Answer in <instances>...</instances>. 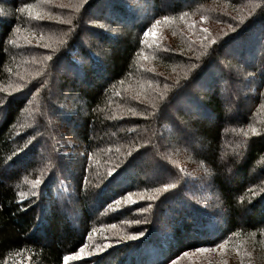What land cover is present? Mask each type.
<instances>
[{"label":"trees","instance_id":"16d2710c","mask_svg":"<svg viewBox=\"0 0 264 264\" xmlns=\"http://www.w3.org/2000/svg\"><path fill=\"white\" fill-rule=\"evenodd\" d=\"M173 260L264 264V0H0V264Z\"/></svg>","mask_w":264,"mask_h":264},{"label":"snow or ice","instance_id":"6c2138e0","mask_svg":"<svg viewBox=\"0 0 264 264\" xmlns=\"http://www.w3.org/2000/svg\"><path fill=\"white\" fill-rule=\"evenodd\" d=\"M82 2L85 3V4H87V3L89 2V0H82ZM256 6L259 7L260 5L257 4ZM37 19H43V17H42V16H37ZM164 20L167 21V20H168V17L165 16V17H164ZM68 23H71V22L69 21ZM160 23H161L160 20H156L155 24H153L151 28H149L147 31L144 32V36L147 37V36H149L150 34H151V35H155V33H154L153 30L155 29L156 25H157V24H160ZM241 24H243V21H241ZM229 27L231 28L232 26L229 25ZM203 32H204V33H207L208 30H207V29H203ZM206 39L208 40V42H209L210 44H215V43H216V42H215L214 40H212L210 37H206ZM142 43H143V41H142ZM45 47H47V45H45ZM46 59H48V60L51 61L53 58H52L51 56H48V57H46ZM54 63H59V57L56 59V61H55ZM193 67H196V65H193ZM249 75H252V73H249ZM166 87H167V86H166ZM172 99L175 100L176 97L174 96ZM169 103H171V101H166V102H165V110L167 109V106H168ZM173 121H174V123L177 124V126H179V121H177L175 118H173ZM252 131L255 132L256 130H255V129H252ZM245 135H247V133H245ZM9 159H11V158H9ZM134 159H135V158H134ZM129 162H130V161H129ZM14 164H15V160L12 161V164L6 165V168H5L4 170H6L7 168H11ZM118 169H119V170H118ZM122 169H123V168H120V165H114V166H112V167L109 169L108 173H107L108 177L111 178V179L108 180V183H111V180H112V179H115V176H116V175L119 173V171L122 170ZM41 183H42V181H40V180H36V181H35V185H39V184H41ZM175 188H176V184H165V185L163 186L164 191H167V190H169V189H175ZM154 191H155V192H160L161 189L156 188V189H154ZM39 195H40V193L37 192V191H34V192L32 193V196H33V197H37V198H38ZM131 196H132V194L129 193L128 196L124 198V199H125V203H127V202H129V201L131 200ZM150 199L154 200V199H156V197L153 196V197H151ZM115 204L119 207V205L121 204V201H120V200H116V201H115ZM151 207H152V205L149 204V205H148V208H151ZM141 211H147V209H141ZM143 222H146V221H141V220H139V219H137V220H133V221H132V223H134V224H141V223H143ZM143 235H144V232H143V231H139L138 233H136V234H134V235H131V236L129 237V239H137L138 236H143ZM107 246H108V245H105V247H107ZM216 247H218L219 249L223 250V249H224V243H221V244L217 245ZM103 250H104V248H99V249H98V251H101V252H102ZM207 250H208V249H206V248H197V249H196V251H198V252H204V251H207ZM83 251H84V248H81V249H80V252H83ZM184 255L186 256V255H188V253L185 252ZM68 259H69V257H67V256L64 257V260H65V261H67ZM172 264H176V261L173 260V261H172Z\"/></svg>","mask_w":264,"mask_h":264},{"label":"rangeland","instance_id":"374dc122","mask_svg":"<svg viewBox=\"0 0 264 264\" xmlns=\"http://www.w3.org/2000/svg\"><path fill=\"white\" fill-rule=\"evenodd\" d=\"M187 1H190V0H187ZM142 12H144V10L142 11ZM102 17H104V18H110V15L109 14H104V13H102V15H101ZM224 62H226V61H224ZM245 63H247V64H253L254 63V61L252 60H247V62L245 61ZM221 66H223V67H225L224 65H223V63L221 62V64H220ZM66 70L69 72V73H67L66 72ZM65 70V72H66V74H73V73H75V71H72V69L71 68H69V70L68 69H66ZM72 71V72H71ZM76 76L77 77H80V74H77L76 73ZM192 87H194L193 85H191ZM222 93H223V96H226V94H225V91L224 90H222ZM180 103L182 104V102H180V101H178L177 102V106L178 105H180ZM183 105V104H182ZM183 110H185L186 112H190V110H186L185 108H183ZM186 122V121H185ZM184 122V123H185ZM186 123H188V122H186ZM78 149L80 150V151H82V149H83V145H80L79 147H78ZM201 167H204V166H202L201 165ZM179 170L181 171V172H186V177H187V179L188 180H191V181H193L194 183H198V181H197V179L198 178H195L194 176H197V175H194V174H192V172L190 173L191 174V179H190V175H188L189 174V168L184 164V163H180L179 164ZM204 169H201V168H199L198 169V171H197V173H200V172H202ZM205 171H206V168H205ZM194 173H196V171H194ZM159 176V174L158 173H156V176H153L152 178H157ZM60 188H61V191H63L64 193H69L70 192V189L67 187V183L66 182H62L61 183V186H60ZM160 189H162V188H160ZM190 192V191H189ZM203 195V194H202ZM204 196V195H203ZM208 196H210V193L208 194V193H205V198H209ZM151 198V197H150ZM208 206V205H207ZM203 207L205 208V205H203ZM141 211V210H140ZM124 224H128L126 221L124 222ZM133 223H131L130 225H132ZM115 233H116V235H120L121 234V232H119V230H117V231H115ZM111 235V234H110ZM132 234H129L128 236H131ZM112 236H115V235H113L112 234ZM91 242H93L95 245H96V247L99 249V248H103L105 245H107V243H105L104 241H103V239L101 238V236L100 235H97V236H95V237H92L91 238ZM201 254H203V255H210V250H207V251H204V252H200ZM89 254V252H87V251H84V255H88ZM67 257H69V259L68 260H72V258H77V257H82V254H75V255H73V256H67Z\"/></svg>","mask_w":264,"mask_h":264}]
</instances>
